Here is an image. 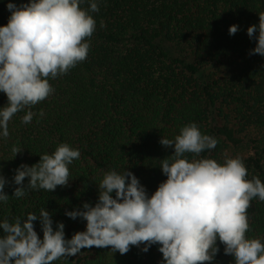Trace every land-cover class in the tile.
<instances>
[{
  "label": "trees",
  "instance_id": "1",
  "mask_svg": "<svg viewBox=\"0 0 264 264\" xmlns=\"http://www.w3.org/2000/svg\"><path fill=\"white\" fill-rule=\"evenodd\" d=\"M9 2L19 6L28 0H0V27L8 23ZM79 7L87 10L88 0ZM98 7L89 13L96 29L87 38L86 60L49 79L54 92L17 112L9 121V136L0 138V175L9 196L0 203V222L14 223L45 209L53 230L63 223L65 239H71L85 231L86 221L72 220L65 212L83 210L84 203L95 206L107 172L130 171L149 197L154 194L167 179L162 160L174 161V146L166 148L159 141L174 140L191 123L217 144L199 156L185 153L182 158L220 165L239 158L247 169L245 179L257 177L264 183V57L249 55L256 41L247 35L250 26L259 25L264 0H99ZM232 25L238 31L229 35ZM7 103L0 92V108ZM28 111L35 115L24 124ZM60 144L80 152L68 166V185L12 197L20 187L12 182L14 170L37 164ZM13 147L21 150L16 156ZM246 211V238L264 243V201L253 198ZM33 224L42 239L39 220ZM216 246L212 264H235L219 240ZM143 247L130 246L121 255L110 246H93L53 264H162L160 245L147 252Z\"/></svg>",
  "mask_w": 264,
  "mask_h": 264
},
{
  "label": "clouds",
  "instance_id": "2",
  "mask_svg": "<svg viewBox=\"0 0 264 264\" xmlns=\"http://www.w3.org/2000/svg\"><path fill=\"white\" fill-rule=\"evenodd\" d=\"M85 0H28L17 6L7 3L10 12L6 26L0 27V92L8 103L0 108V138L9 136L12 117L49 97L54 89L49 79L66 74L86 60L90 38L96 21L89 13L99 11V0H88L89 8L79 7ZM103 27V25H101ZM229 35L238 31L229 27ZM254 33H258L254 37ZM256 46L249 55L264 57V13L259 25L247 29ZM35 113L28 111L22 123L32 121ZM43 116V112L39 114ZM164 147L174 146V161L164 159L161 171L167 177L150 197L130 171H109L99 184L95 206L82 205L83 210L66 211L72 220L86 221L83 232L65 239L63 223L56 224L50 213L41 209L39 215L29 213L14 223L0 222V264H53L60 258L75 257L81 249L111 247L121 255L130 246L160 245L162 264H212L219 251L217 241L224 245V254L235 264H264V243L247 239V209L250 201H264V183L257 177L246 180L247 169L239 158L227 159L223 165L211 159L188 162L185 153L199 156L216 147L217 140L201 134L195 123L181 128L174 140L161 138ZM14 156L21 150L12 148ZM80 152L68 144H60L51 154H43L33 166L21 164L12 182L17 187L15 198L28 190L47 192L69 183V165L79 159ZM28 184H23L25 178ZM5 177L0 175V203H7ZM115 193V198L112 193ZM39 220L43 238H38L33 221Z\"/></svg>",
  "mask_w": 264,
  "mask_h": 264
}]
</instances>
